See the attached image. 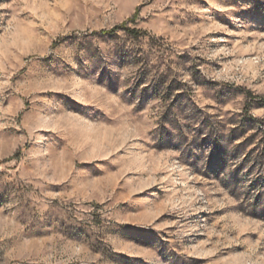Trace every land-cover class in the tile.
Wrapping results in <instances>:
<instances>
[{
  "label": "rangeland",
  "instance_id": "1",
  "mask_svg": "<svg viewBox=\"0 0 264 264\" xmlns=\"http://www.w3.org/2000/svg\"><path fill=\"white\" fill-rule=\"evenodd\" d=\"M0 264H264V0H0Z\"/></svg>",
  "mask_w": 264,
  "mask_h": 264
},
{
  "label": "trees",
  "instance_id": "2",
  "mask_svg": "<svg viewBox=\"0 0 264 264\" xmlns=\"http://www.w3.org/2000/svg\"><path fill=\"white\" fill-rule=\"evenodd\" d=\"M116 28H118V29H122V30H125V31H127V32H129V33H131V34H133V35H136V34H137V31H131V30L127 29L126 26H125V24H121L120 26H118V27H116ZM104 33H105V32H104Z\"/></svg>",
  "mask_w": 264,
  "mask_h": 264
}]
</instances>
